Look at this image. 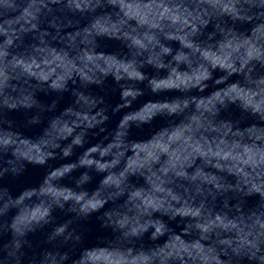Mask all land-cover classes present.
I'll return each instance as SVG.
<instances>
[{
  "label": "clouds",
  "instance_id": "9594fccd",
  "mask_svg": "<svg viewBox=\"0 0 264 264\" xmlns=\"http://www.w3.org/2000/svg\"><path fill=\"white\" fill-rule=\"evenodd\" d=\"M0 264H264V0H0Z\"/></svg>",
  "mask_w": 264,
  "mask_h": 264
}]
</instances>
